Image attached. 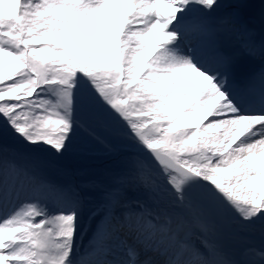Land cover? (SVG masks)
Segmentation results:
<instances>
[{"label":"snow or ice","instance_id":"obj_1","mask_svg":"<svg viewBox=\"0 0 264 264\" xmlns=\"http://www.w3.org/2000/svg\"><path fill=\"white\" fill-rule=\"evenodd\" d=\"M0 264H264V0H0Z\"/></svg>","mask_w":264,"mask_h":264},{"label":"rangeland","instance_id":"obj_2","mask_svg":"<svg viewBox=\"0 0 264 264\" xmlns=\"http://www.w3.org/2000/svg\"><path fill=\"white\" fill-rule=\"evenodd\" d=\"M65 163L70 168L79 167L81 169L87 170L91 174H96L101 172L106 166L110 165L111 159L109 156L105 155L102 150L98 149L93 151L84 159L75 162H73L72 160H68ZM253 242L259 245L260 240L257 237Z\"/></svg>","mask_w":264,"mask_h":264}]
</instances>
